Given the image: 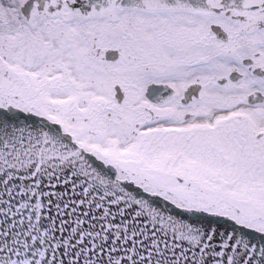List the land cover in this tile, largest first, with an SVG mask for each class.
<instances>
[{
    "label": "snow or ice",
    "instance_id": "6c2138e0",
    "mask_svg": "<svg viewBox=\"0 0 264 264\" xmlns=\"http://www.w3.org/2000/svg\"><path fill=\"white\" fill-rule=\"evenodd\" d=\"M0 264H264V0H0Z\"/></svg>",
    "mask_w": 264,
    "mask_h": 264
}]
</instances>
